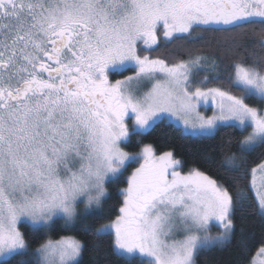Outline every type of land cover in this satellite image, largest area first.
Segmentation results:
<instances>
[{"label":"snow or ice","instance_id":"6c2138e0","mask_svg":"<svg viewBox=\"0 0 264 264\" xmlns=\"http://www.w3.org/2000/svg\"><path fill=\"white\" fill-rule=\"evenodd\" d=\"M165 121L239 135L205 157L214 175L185 172L140 143ZM248 210L264 221V0H0V264H81L78 232L112 237L121 264H197Z\"/></svg>","mask_w":264,"mask_h":264},{"label":"trees","instance_id":"16d2710c","mask_svg":"<svg viewBox=\"0 0 264 264\" xmlns=\"http://www.w3.org/2000/svg\"><path fill=\"white\" fill-rule=\"evenodd\" d=\"M209 51L208 49H202L200 51L192 50L190 53H185L161 49L158 53L151 55L164 58L169 62H175L178 59H188L189 55H207ZM227 63L226 61L225 70H227ZM238 135L234 130L222 129L215 138H185L173 127H170L167 122H164L158 125L150 134L143 137L140 143L152 144L156 148L157 154L169 150L173 151L176 158L184 162L185 167L183 171H187L189 167L196 166L208 174L214 175V172L205 164V157L213 156L219 160L221 158L220 146L222 144L227 146L228 140L234 136L238 137ZM126 150L135 152L139 149L135 147L134 142ZM125 186L124 184H120L109 187L111 198L104 202L103 211L96 214L98 222L93 221L91 216L89 217V221L94 226H98L99 223L107 222L108 219L114 218L120 202L117 189ZM235 226L236 232L232 241L226 246L202 252L197 258V264H249L258 252V249L264 246V221L251 210H248L242 214H237ZM21 230L26 231L24 228H21ZM76 234L87 245L81 264H121V258L114 254L112 237H103L98 240L90 234L82 232ZM29 238L31 239V237ZM53 238H58L57 233H53ZM242 244L248 246L247 250L242 247ZM35 246L36 242L33 241V247ZM11 264H16V261L13 260Z\"/></svg>","mask_w":264,"mask_h":264},{"label":"rangeland","instance_id":"374dc122","mask_svg":"<svg viewBox=\"0 0 264 264\" xmlns=\"http://www.w3.org/2000/svg\"><path fill=\"white\" fill-rule=\"evenodd\" d=\"M159 35V34H158ZM201 111H202V113L203 114H205V115H208V116H210V115H212V110L211 109H208V110H205V109H203V108H201ZM165 122H167V121H165ZM168 123V122H167ZM126 150V149H125ZM127 151V150H126ZM131 171V169H129V172ZM186 172V171H185ZM123 188V187H122ZM77 211H78V213H80V214H83L84 213V205L83 204H80L79 206H78V208H77ZM211 232H212V234L213 235H215V234H217L218 232H219V229L218 228H212L211 229ZM256 257V255L254 256V258ZM253 258V259H254ZM252 259V260H253ZM259 259H261V260H264V257H260Z\"/></svg>","mask_w":264,"mask_h":264}]
</instances>
